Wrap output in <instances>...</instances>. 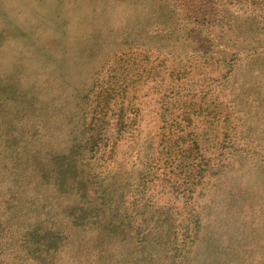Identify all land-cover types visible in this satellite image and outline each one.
I'll use <instances>...</instances> for the list:
<instances>
[{
  "label": "rangeland",
  "instance_id": "rangeland-1",
  "mask_svg": "<svg viewBox=\"0 0 264 264\" xmlns=\"http://www.w3.org/2000/svg\"><path fill=\"white\" fill-rule=\"evenodd\" d=\"M0 264H264V0H0Z\"/></svg>",
  "mask_w": 264,
  "mask_h": 264
}]
</instances>
